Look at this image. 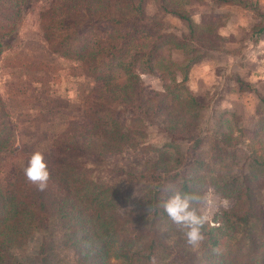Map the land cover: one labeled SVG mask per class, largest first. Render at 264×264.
<instances>
[{
    "label": "trees",
    "instance_id": "16d2710c",
    "mask_svg": "<svg viewBox=\"0 0 264 264\" xmlns=\"http://www.w3.org/2000/svg\"><path fill=\"white\" fill-rule=\"evenodd\" d=\"M23 1L0 0V37L15 29ZM197 1L52 0L38 12L46 48L75 61L96 83L81 101L83 122L51 130L52 169L43 191L23 171L5 178L0 163V264H15L16 247L38 230L43 231L35 264H53L55 247L71 253L69 264H112V259L114 264H264V204L260 214L255 193L264 188L259 137L264 112L256 109L251 129L239 127L233 112L221 110L210 112L208 127L200 125L206 105L189 90L188 71L217 53L211 38H219L235 19L232 13L213 12L195 23L187 6ZM209 1L249 7V39L255 43L264 35L259 8L264 0ZM167 15L183 22L184 35L163 30ZM177 50L183 58L173 60ZM152 73L161 87L146 91L140 75ZM259 101L264 106V98ZM141 115L158 120L165 141L152 147L156 158L150 165L126 173L128 184L121 188L97 176L84 157L105 161L139 146L145 131ZM9 131L0 99V149L8 147ZM244 136L245 152L238 154L236 145ZM133 187L138 195L127 207ZM209 188L223 203L212 205L209 218L217 224L207 219L200 229L203 239L193 246L162 205L179 191L202 216L198 203Z\"/></svg>",
    "mask_w": 264,
    "mask_h": 264
},
{
    "label": "rangeland",
    "instance_id": "374dc122",
    "mask_svg": "<svg viewBox=\"0 0 264 264\" xmlns=\"http://www.w3.org/2000/svg\"><path fill=\"white\" fill-rule=\"evenodd\" d=\"M52 0H24L20 5V20L17 23L15 29L11 33L5 36L0 37V43L2 46L3 56L0 59V99L3 102L8 113V120L10 126V141L8 147L0 149V163L4 165V177L7 179H12L17 172L23 171V167L27 165L28 159L34 151H41L44 154L45 161L48 165L49 173L52 169V160L50 156V142L55 135L50 129L53 128L61 130L71 123H82L83 115L81 111V101L85 93L92 88L96 81L92 78L85 77L80 70V67L75 61L64 59L59 55H55L48 51V56L45 58V67L48 72V76L52 81L60 83L59 87L61 92H65L67 95L66 98L56 97L55 104L50 107H42L38 111L34 106L36 103L30 105V99L28 103L23 104L21 107V102H24L22 99L23 93H17V90L20 89L25 93L26 88L24 86L30 85L33 81V74L22 75L23 71H28V62L27 56L24 53L19 52L20 49H33L38 52L41 56L44 57L46 44L40 29L37 26V15L38 12L48 6ZM222 5H217L212 3L209 0H200L194 3H191L187 6L188 13L190 18L195 23H202L207 20L208 16L213 12H219L223 15L227 13H232L234 19L235 17H241V29L238 28V31L232 29L235 36L240 35L242 38L246 36V26L251 22V16L253 12L249 10L250 8H241L239 6H230L231 8H220ZM260 8V7H259ZM264 10V3H263ZM152 8L148 6V12H151ZM225 16L221 20H224ZM163 30L172 31L176 35H184L186 33V27L183 22L179 21L177 18L172 16H165L163 18ZM249 27V25H248ZM232 32L229 34L220 35L219 38H211V43L216 45V52L213 53L215 57L214 60L218 61L207 65L209 70L212 73L220 74L222 69H227L224 65L225 59L227 58V53L221 52L224 48L223 45H226L229 42L230 46L238 47L239 44L236 41H233ZM250 38V37H249ZM246 46V45H245ZM233 47V46H231ZM233 47V48H234ZM235 50L237 48H234ZM233 49V51H234ZM50 52V53H49ZM248 53H251L248 51ZM246 54V53H245ZM249 57H253V52ZM247 56V57H248ZM183 58L182 51H176L172 53L173 60H180ZM208 58H202L206 61ZM201 60V59H200ZM199 60V61H200ZM15 65V73L8 72L7 67ZM32 65H35L34 63ZM204 66V67H207ZM4 72V73H3ZM35 73V72H31ZM205 76H211V73L205 72ZM228 74H231V78H236L232 76L235 74L233 70L228 71ZM15 76V77H14ZM24 76V77H23ZM141 80L145 85V90H159L161 87V79L155 73L152 74H141ZM231 78H229L231 80ZM221 82V80H220ZM215 83L212 87L207 88L203 92H197L196 98L201 104H205L206 108L202 111V118L200 125L205 127L209 126L211 122L210 112L211 111H230L235 114V121L238 123L239 127L251 129L256 117V109L259 108V111L264 112V106L259 101L260 97L264 98V95L258 93H251L248 89L243 95L235 92L234 87L226 91L227 96L233 99V106L230 108H223L222 103L219 101L223 96L221 84ZM236 84L241 90H245L247 84L239 79H236ZM42 85V84H41ZM40 85V86H41ZM189 80L187 86L189 88ZM18 88V89H17ZM262 91V88H260ZM67 91V92H66ZM198 91V90H197ZM201 91V90H200ZM13 92V93H12ZM18 94V95H17ZM21 97L20 99L18 97ZM248 96V97H247ZM255 105L251 104V101H254ZM20 104V106H19ZM15 106V108H12ZM54 106V107H53ZM240 106H245L246 112L241 111ZM53 107V108H52ZM253 109V111H252ZM232 110V111H231ZM37 114V120L32 121L30 118H23L22 115L25 114L29 116L31 114ZM217 113V112H216ZM214 113V114H216ZM213 114V115H214ZM32 115V116H33ZM20 116V119L18 118ZM143 124L145 125V131L140 141L141 144L137 147H126L123 150L110 154L101 160H95L88 157H84L89 165H93L96 175L99 177H104L108 181L117 184L119 187H126L128 184L127 172H135L141 170L143 167L150 165L156 158V153L152 150V147H157L165 141V135L160 130L158 126V120L155 118H150L148 116H140ZM49 127L50 129H48ZM259 137L264 140V129L259 133ZM246 143L245 136L241 138L237 147V153L242 154L245 152L244 144ZM183 143L181 146L183 147ZM135 187L131 192L129 199V205H131L137 198L138 193L135 191ZM256 209L261 214L262 205L264 204V188L258 186L256 191ZM217 194L209 188L201 198L198 203V212L202 216H207L209 220V225H216L215 220L209 218L212 205H221L223 201L219 199L218 203L216 202ZM216 214V213H215ZM218 218V215L215 216ZM163 224L165 230H168L170 234L172 228L168 224ZM47 229V228H46ZM43 230L35 231L31 233L23 242H21L17 247L16 251L11 258L15 259V264H35L33 261L35 254L37 252V246L41 240V234ZM54 260H51L53 264H69L73 257L70 252L62 251L61 248H54L53 250ZM114 264L115 260L110 261ZM12 263V261H11Z\"/></svg>",
    "mask_w": 264,
    "mask_h": 264
},
{
    "label": "crops",
    "instance_id": "0c3cea01",
    "mask_svg": "<svg viewBox=\"0 0 264 264\" xmlns=\"http://www.w3.org/2000/svg\"><path fill=\"white\" fill-rule=\"evenodd\" d=\"M263 3L264 2H261L259 6L261 10L264 12ZM220 8H231V7L229 5H222ZM241 17L242 16L235 17L236 25H234L235 22L233 20H230L227 22V24L228 23H231V24L227 25L226 28H222L220 30V33L222 35L227 34V33L229 34L230 32H232L231 36H233V41H236L239 43L237 45L238 47H234V45H231L234 48H237L236 50L230 46L229 42H227L226 45L222 46V48H224L227 51L225 52L227 53V58L224 60L225 67L228 66L226 67L227 69L226 70L222 69L220 74L212 73L208 69L209 67L207 65H211L212 63L217 64L218 61L214 60L213 58H208L206 59V61L201 59L200 61L193 63L190 66L189 71H188V80L190 84L189 90L194 95H197V92L201 93L205 91L207 88L212 87L213 84L215 83H219L220 80L222 83L224 82L222 89L227 88V90H223V92L225 93H223L222 98H220L219 100L223 104L222 105L223 108H229V107L231 108L233 104H235L233 102V99L227 96L226 91L230 90V85H231V88L234 87V90L237 93V95L238 94L243 95L244 93H246L245 91H247L248 89L251 91V93L256 92L260 95H264V35H262L260 38L257 39L255 43H253L249 39L248 25L250 23H248V25L246 26L247 28H244V30H246V36H244L243 38L240 35L235 36L232 29H235L237 31H238V28L241 29L242 27ZM46 49L47 48L44 49L45 51L44 57L31 48L20 49L19 51V52L24 53V55L27 56L28 62H30L28 66V71H23L22 75L26 76L29 74H33V81L31 82V86L29 84L24 86V88L27 87L25 93L17 88L18 94L19 93L24 94L22 96V99L20 100V102L22 100L24 101V102H21V107L23 106L22 103L26 104L28 103L30 99L29 101L30 105L33 103H36L34 107L37 108L39 111L41 106L48 108L54 105L56 97H59L61 95L60 96L61 98H66L67 96L64 94L65 92L64 93L61 92L63 90H61L59 87L60 83L55 84L54 79H51L50 81V78L48 76V72L50 73V70H47V67H45V58L48 56L47 52L49 51L48 49H47L48 51ZM248 51H250L251 53H248ZM252 52H253V57H249L248 55H251ZM2 56H3V52L0 55V59L2 58ZM33 63L35 65H32ZM204 66H207V67H204ZM7 68L9 69L8 72H13L15 73L13 75H16L17 71H16L15 65L9 66ZM230 68L231 70L235 72V74L232 75L236 77L235 79L230 77L231 74H228V71H230ZM204 71L211 73V76H208V75L205 76ZM31 72H35V73H31ZM229 78H231V80ZM236 79L242 80L247 84V87L245 88V90H241L237 86L238 84H236L235 82ZM220 86H222V84ZM260 88H262V91ZM247 94H249L248 91H247ZM18 98L20 99L21 97H18ZM251 104L255 105V99L254 101L253 100L251 101ZM240 107H241V111L243 110V112H246L245 106H240ZM12 108H15V106H12ZM22 108L24 109L25 107H22ZM38 111L35 112L34 115L31 114L29 116H26L25 114H23L22 117L28 118V119L30 118L32 121H35L38 119L37 118V114L39 113ZM18 118L20 119V116H18ZM47 128L50 129L49 127ZM50 130H53V128ZM57 130L58 129H56V131Z\"/></svg>",
    "mask_w": 264,
    "mask_h": 264
},
{
    "label": "clouds",
    "instance_id": "9594fccd",
    "mask_svg": "<svg viewBox=\"0 0 264 264\" xmlns=\"http://www.w3.org/2000/svg\"><path fill=\"white\" fill-rule=\"evenodd\" d=\"M23 174L27 181L43 191L50 179L48 165L41 151L31 153L27 165L23 167ZM190 197L175 191L162 205L169 218L185 231L187 242L196 246L203 239L200 229L207 221V216H198L191 209Z\"/></svg>",
    "mask_w": 264,
    "mask_h": 264
}]
</instances>
